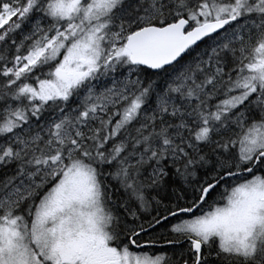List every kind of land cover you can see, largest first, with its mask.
Wrapping results in <instances>:
<instances>
[{"label":"snow or ice","instance_id":"1","mask_svg":"<svg viewBox=\"0 0 264 264\" xmlns=\"http://www.w3.org/2000/svg\"><path fill=\"white\" fill-rule=\"evenodd\" d=\"M0 264H264V0H0Z\"/></svg>","mask_w":264,"mask_h":264}]
</instances>
